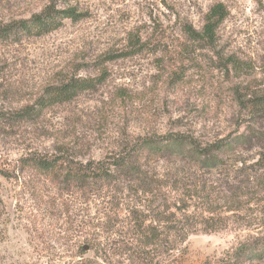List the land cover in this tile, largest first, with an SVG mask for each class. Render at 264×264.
I'll use <instances>...</instances> for the list:
<instances>
[{
	"label": "rangeland",
	"instance_id": "1",
	"mask_svg": "<svg viewBox=\"0 0 264 264\" xmlns=\"http://www.w3.org/2000/svg\"><path fill=\"white\" fill-rule=\"evenodd\" d=\"M217 4L229 15L215 45L193 42L186 30L201 32ZM49 7L77 17L40 37L0 35V111H19L70 80L96 86L36 124L0 125V264H120L124 258L108 255L105 244L112 226L142 205L135 188L121 180L89 194L20 170V162L60 158L63 167L94 173L128 157L164 175L184 168L183 157L142 156L137 164L127 152L145 138L233 140L244 131L237 129L239 99L264 92V0H0V27ZM258 211L264 215V205ZM168 218L169 230H193L192 222ZM247 222L232 219L215 233L197 225L185 242L171 238L176 250L163 260L228 264L242 242L264 234L262 215Z\"/></svg>",
	"mask_w": 264,
	"mask_h": 264
},
{
	"label": "trees",
	"instance_id": "2",
	"mask_svg": "<svg viewBox=\"0 0 264 264\" xmlns=\"http://www.w3.org/2000/svg\"><path fill=\"white\" fill-rule=\"evenodd\" d=\"M228 15L227 8L217 4L207 15L201 32L188 28L186 34L193 42L203 41L211 47L217 41L219 26ZM76 17L73 9L49 7L28 20L0 27V35L4 38L19 34L40 37L60 29L64 21ZM229 63L236 68V61ZM95 86L91 80H70L47 87L33 104L13 113L0 111V125L36 124L55 107L73 101L80 93ZM238 106L241 116L237 129L244 131L233 140L225 138L202 144L185 136L164 140L145 138L127 152L137 164L142 156L145 159L151 156L183 157L184 168L170 166L164 175L142 171L139 165H132L128 157H116L105 170L94 173L63 167L59 164L63 163L60 158L30 157L20 162V170L45 175L54 184L89 194L94 192L93 189L100 191L121 180L129 183L142 205L132 210L128 218L120 222L119 228L112 226V238L105 244L106 253L124 258L120 264H166L163 255L176 250L171 238L185 242L198 231L195 230L197 225L206 224L208 228L204 232L215 233L228 227L232 219L247 222L248 218L264 217L260 211L255 214V209L264 205V92L250 99L240 98ZM256 151L260 153L258 160L240 159L241 155ZM220 203L222 212L218 213L214 207ZM172 205L178 213L169 212ZM166 215L173 216L181 225L192 222L193 230L186 233L177 227L169 230L167 225L174 220H169ZM228 264H264V234L242 242L229 254Z\"/></svg>",
	"mask_w": 264,
	"mask_h": 264
},
{
	"label": "water",
	"instance_id": "3",
	"mask_svg": "<svg viewBox=\"0 0 264 264\" xmlns=\"http://www.w3.org/2000/svg\"><path fill=\"white\" fill-rule=\"evenodd\" d=\"M84 249H85V250H88V248H87V247H85Z\"/></svg>",
	"mask_w": 264,
	"mask_h": 264
}]
</instances>
